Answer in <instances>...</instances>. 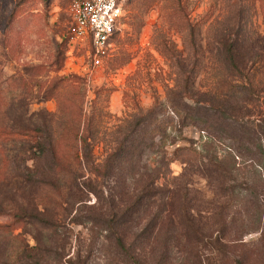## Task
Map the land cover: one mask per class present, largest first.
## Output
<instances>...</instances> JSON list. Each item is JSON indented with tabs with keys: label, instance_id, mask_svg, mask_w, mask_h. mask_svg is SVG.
<instances>
[{
	"label": "rangeland",
	"instance_id": "rangeland-1",
	"mask_svg": "<svg viewBox=\"0 0 264 264\" xmlns=\"http://www.w3.org/2000/svg\"><path fill=\"white\" fill-rule=\"evenodd\" d=\"M137 1L94 66L70 0H0V264H264V0Z\"/></svg>",
	"mask_w": 264,
	"mask_h": 264
},
{
	"label": "built area",
	"instance_id": "built-area-1",
	"mask_svg": "<svg viewBox=\"0 0 264 264\" xmlns=\"http://www.w3.org/2000/svg\"><path fill=\"white\" fill-rule=\"evenodd\" d=\"M127 0H70L68 36L83 37L94 66L113 54V34L120 29Z\"/></svg>",
	"mask_w": 264,
	"mask_h": 264
},
{
	"label": "trees",
	"instance_id": "trees-1",
	"mask_svg": "<svg viewBox=\"0 0 264 264\" xmlns=\"http://www.w3.org/2000/svg\"><path fill=\"white\" fill-rule=\"evenodd\" d=\"M132 1L133 0H127L126 7ZM157 1L158 0H138L137 1V5L135 6V11L136 12L137 11L138 12L146 11L147 8L151 7ZM170 1H171V3H169V5H170V11L172 13L174 11H182L184 9L183 0H170ZM240 12H241V10L239 9V7L236 8L235 14L238 17L236 19L232 20V22H230L231 25L230 26H229V24L228 25H221V27L218 28V30L220 31V34H221V36L218 37V43L222 47L224 60L227 62V65L231 66V67H234L238 71V73H239L238 75L246 76V75H248L249 71L248 72H244L242 69L240 70L239 66L237 65V60H236L237 55H238V49H239L238 48L239 47L238 44H240L239 43V38L241 37L240 34H239V30H240L241 25H242V17L240 15ZM136 14L139 15V16L141 15L140 13L139 14L136 13ZM133 15H135V14H133ZM168 16H169V14H168ZM170 16H172V14ZM123 18H122V20H123ZM230 18H231V16H230ZM201 21L202 20H199L198 23H200ZM131 24H132L131 28L135 29V31H138L139 24L141 25V19L140 20L138 19V23L135 24L132 21ZM187 25H188V27L192 28L191 23L187 22ZM120 31H121V29H118L113 34V40L115 41V44H116V41L118 39L119 34L121 33ZM262 38H264V37H262ZM163 43H166V41H163ZM163 49L165 51H167V50L169 51L170 48H168V46L166 44H163ZM254 55L257 56V53H255ZM261 55H262V53H261ZM121 61H122V57L118 58V56L117 57L114 56V58H112V60L110 61V64L111 65H114V64L118 65V64H121ZM244 69H247V67L244 66ZM229 75L230 74L219 75L218 78H217V86H218L219 89L221 88L224 93H228L229 92L228 88L231 86V82H229V80L226 78V77H229ZM67 78H63V77L62 78H58L57 82L64 81ZM70 79L73 80V81L76 80L79 83V78L76 75L71 76ZM188 87H189L188 81L186 80L185 83L183 84V88L187 89ZM172 103H173L172 104L173 105L172 109L175 111L176 115H179V117H180V123H179L180 127H181V125L186 124V122H189V121H194L195 122L196 121L197 116H198L196 114L197 108L195 110L190 108V110H187L185 113H180V110H177L175 108V106H174L175 102H172ZM191 110H194V111L191 112ZM83 130H85V132H86L85 126H83ZM178 130H179V128H178ZM81 138L86 139L84 133H83V136H81ZM87 144L88 143H85L83 145V149H84L85 153L89 154V149L90 148L87 146ZM36 149H38V152L43 154V155L46 154V153H49L50 154L51 163H52V165L54 167H57L58 165L61 164L62 159H61L60 155L58 153H56L55 148L53 147V145L50 144V145L46 146L44 143L40 142L39 143V147L37 146ZM73 153H74V155L76 157H79V148L75 147L74 150H73Z\"/></svg>",
	"mask_w": 264,
	"mask_h": 264
}]
</instances>
